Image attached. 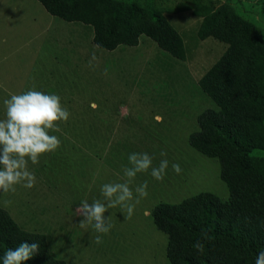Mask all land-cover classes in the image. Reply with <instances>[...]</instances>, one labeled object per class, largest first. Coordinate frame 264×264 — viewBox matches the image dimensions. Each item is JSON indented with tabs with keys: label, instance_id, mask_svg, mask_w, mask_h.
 I'll use <instances>...</instances> for the list:
<instances>
[{
	"label": "rangeland",
	"instance_id": "374dc122",
	"mask_svg": "<svg viewBox=\"0 0 264 264\" xmlns=\"http://www.w3.org/2000/svg\"><path fill=\"white\" fill-rule=\"evenodd\" d=\"M125 1L160 9L182 39L185 59L143 35L135 46L98 48L88 25L52 16L36 0H0V119L5 118V99L33 87L59 95L70 112L59 131L50 132L60 147L41 155L36 165L29 162L34 187L16 185L15 192H0V207L21 228L43 233L49 253L66 264H169L167 238L154 226L151 208L202 191L222 201L228 197L217 158L187 143L197 114L213 107L197 80L225 43L197 37L201 17L191 13L194 0ZM210 1L232 6L260 29L264 41V0ZM131 153L149 154L153 167L167 159L166 175L157 181L151 169L138 173L130 186L134 191L147 181V198L130 219L119 207L109 209L105 215L113 227L100 234L97 244L98 234L91 226L80 227L76 210L82 200L103 199V184L123 182L122 167ZM252 154L261 156L264 150ZM173 163L180 165V174L172 170Z\"/></svg>",
	"mask_w": 264,
	"mask_h": 264
},
{
	"label": "trees",
	"instance_id": "16d2710c",
	"mask_svg": "<svg viewBox=\"0 0 264 264\" xmlns=\"http://www.w3.org/2000/svg\"><path fill=\"white\" fill-rule=\"evenodd\" d=\"M36 1L65 22L88 25L98 48L135 46L143 35L162 51L185 59L182 39L160 9L125 0ZM191 13L201 17L198 38L211 36L226 47L197 80L213 107L197 114V128L188 134L187 143L217 158L228 197L222 201L202 191L176 203L158 202L150 216L166 235L169 264H255L264 250V155L252 154L264 150L263 37L227 3L194 0ZM202 231L211 239L202 237ZM25 241L40 246L25 264H66L49 253L43 233L21 228L0 207V257ZM197 242L204 244L203 253L193 247Z\"/></svg>",
	"mask_w": 264,
	"mask_h": 264
},
{
	"label": "clouds",
	"instance_id": "9594fccd",
	"mask_svg": "<svg viewBox=\"0 0 264 264\" xmlns=\"http://www.w3.org/2000/svg\"><path fill=\"white\" fill-rule=\"evenodd\" d=\"M96 57L93 54L92 59ZM5 118L0 119V192H15L16 185L31 189L36 183V176L29 170V162L36 165L43 154L53 152L60 147L61 141L51 131H59V122H67L70 112L61 103L57 94H46L34 87L21 93L12 94L4 100ZM166 156L165 152H161ZM128 165L122 167L123 182L103 184L100 193L103 199H94L91 203L82 200L77 208V214L82 217L80 227L91 226L98 234L95 242L102 243V235L108 234L113 225L110 216L105 213L109 209L119 207L131 218L136 205L148 196V182L135 187L133 184L138 173L150 171L157 181H163L169 162L161 160L158 167L152 166V157L147 153H131L127 157ZM172 170L180 174L182 169L178 163L172 164ZM6 203H11L7 201ZM202 237L211 239L207 232L202 231ZM36 242L20 243L15 248H9L0 259L2 264H25L39 252ZM193 247L203 253L204 244L197 242ZM255 264H264V250L255 259Z\"/></svg>",
	"mask_w": 264,
	"mask_h": 264
}]
</instances>
